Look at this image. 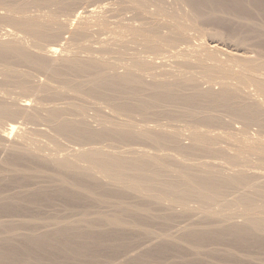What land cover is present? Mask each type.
<instances>
[{
	"label": "bare ground",
	"instance_id": "1",
	"mask_svg": "<svg viewBox=\"0 0 264 264\" xmlns=\"http://www.w3.org/2000/svg\"><path fill=\"white\" fill-rule=\"evenodd\" d=\"M0 19V264L264 252V140L240 130L264 128V0H0ZM236 123L229 154L206 128Z\"/></svg>",
	"mask_w": 264,
	"mask_h": 264
},
{
	"label": "rangeland",
	"instance_id": "2",
	"mask_svg": "<svg viewBox=\"0 0 264 264\" xmlns=\"http://www.w3.org/2000/svg\"><path fill=\"white\" fill-rule=\"evenodd\" d=\"M255 14V13H254ZM258 14V13H257ZM256 14V15H257ZM227 15V14H226ZM226 15H225V18H224V15H222L223 16V18H224V20L225 19H227L228 18V15H227V17H226ZM235 16V15H234ZM233 15L231 16V14H230V16H229V19H228V22L229 23H227L226 25H228L229 27H233V26H235V25H232V24H236L238 27L239 26H241L240 24H242V20L240 19V18H238V20L240 21L241 20V22L239 23L238 22V24L235 22V21H238L237 20V18L236 17H234ZM234 17V19L232 20V22L230 21V19L231 18H233ZM236 18V19H235ZM227 21V20H226ZM230 22L232 23V24H230ZM243 22H245L244 20H243ZM232 25V26H231ZM228 26H223L222 28L224 29V31L223 30H221V34H220V36H223L222 34L225 32V34H224V36H225V38H223V39H225L226 40V42H229L230 40H232L231 38L230 39H226V36H227V33L226 32H228L227 31V29H228ZM236 26V27H237ZM8 27V24L5 22V21H3L2 19H0V33H3L4 31H5V28H7ZM211 27L213 28L212 30H211ZM207 28H209V30H208V32L211 30V32H209V33H207L208 35L210 34H212V33H216L219 29H218V27H216V25L215 24H213V26H212V24H210L209 25V27L207 26ZM221 28V29H222ZM225 28H227V29H225ZM215 29V30H214ZM223 31V32H222ZM218 33V32H217ZM239 33V32H238ZM240 33H242V32H240ZM245 34V33H244ZM243 34V36H245V35H249V34H245L244 35ZM231 35V34H230ZM234 36H236V37H238L237 36V34H233ZM242 35V34H241ZM223 36V37H224ZM229 36V35H228ZM227 36V37H228ZM250 36V38H251V35H249ZM248 36V37H249ZM99 37H101V35L99 36ZM230 37V36H229ZM102 38V37H101ZM235 39V38H234ZM210 41V40H209ZM208 41V42H209ZM224 41V40H223ZM225 42V41H224ZM225 42V43H226ZM43 44H48L47 42H44ZM229 44V43H228ZM67 45V44H66ZM65 45V46H66ZM99 46V44H95V46ZM230 45H233V44H230ZM221 46H223V45H221ZM181 56V54H178L177 56ZM176 56V58L175 57H172L171 59H170V61H168V66H163V67H165L164 69H161V68H163V67H159V68H156L155 70H157V69H159L160 71L161 70H165L166 68H167V70H168V68L170 69L171 67H169V66H173V68L172 69H174V68H179L180 67V65H178L179 64V62L180 61H183V59H178V58H180V57H177ZM181 57H183V56H181ZM190 57H192V56H190ZM173 58H175V59H177V60H173ZM178 60H180L179 62H178V64L176 63L175 65H173V61H175V62H177ZM18 69H25V65H22V66H18ZM28 70H30L32 73H33V75L34 76H38L39 74L37 73V72H35L34 70H32V69H30V68H28ZM159 70H157V71H159ZM206 85V86H205ZM210 84L208 83V86H209ZM215 85V84H214ZM214 85H212V86H214ZM218 84H216V86H214V87H218L217 86ZM207 86V84H204L203 85V87H208ZM163 121H166L165 119L163 120V119H161V122H163ZM154 123V122H153ZM237 125V128H236V130H235V126ZM239 125H241L240 123L239 124H235V126L231 129V128H206L207 130L206 131H208L209 130V132L208 133H210V131H211V134L213 135L214 134V136H215V133H217V136H218V138H223V139H218V141L219 142H217L218 144H219V146H220V148H219V146H218V144L216 145L219 149H223L224 147H226V148H224V149H226V151L229 153V152H235V148L237 147V141H235L234 139H231L228 135H229V133H231V134H237V135H239L238 133H240L241 131H244V132H246V133H242L241 132V134H245V136L246 135H248L249 136V139H250V137L251 138H253L252 140L253 141H255L256 140V138L254 139V137H257V138H259L260 139V137H264V128H260V127H258V126H251V128H238V126ZM240 127V126H239ZM173 129V128H172ZM176 129V134H178V137H179V134H180V132H181V135H180V137H179V140H181L182 141V143H189L190 141V139L188 138V137H186V139L184 138L185 137V135L187 136V135H190V134H188V133H190L191 131V129H189V128H184V127H182V129L181 128H174V130ZM193 129V128H192ZM223 129V130H222ZM241 131H240V130ZM263 129V130H262ZM179 130V131H178ZM182 130H184V132L182 131ZM205 130V129H204ZM215 130V131H214ZM219 130V131H218ZM233 130H235V131H233ZM261 130V131H260ZM232 131H233V133H232ZM238 131H240V132H238ZM248 131V132H247ZM254 131V132H253ZM263 131V132H262ZM179 132V133H178ZM226 132V133H225ZM238 132V133H237ZM261 132V133H260ZM183 133V134H182ZM221 133H223V134H221ZM249 133V134H248ZM259 133H260V135H259ZM220 134V135H219ZM225 134V135H224ZM228 134V135H227ZM256 134H258V136L256 135ZM184 135V137L183 138H181L182 136ZM221 135H223V136H221ZM250 135H252V136H250ZM254 135V136H253ZM216 136V137H217ZM260 136V137H259ZM225 137V138H224ZM228 137H229V139H228ZM261 138V140L263 139L264 140V138ZM188 138V139H187ZM248 138V137H247ZM259 139H257V140H259ZM184 140H185V142H184ZM224 140V141H223ZM228 141V142H226V141ZM231 140V141H230ZM233 140V141H232ZM235 141V142H234ZM224 142V144H222ZM226 142V143H225ZM186 143V144H187ZM236 143V144H235ZM231 144V145H230ZM227 145H230L229 147H227ZM235 145V146H234ZM222 146V147H221ZM144 147V146H143ZM235 147V148H234ZM147 149H149L150 150V148H147ZM221 149V150H222ZM230 149V150H229ZM233 149V150H232ZM229 150V151H228ZM150 151H152V149L150 150ZM225 151V150H224ZM225 151V152H226ZM231 153H229V154H231ZM206 159V158H205ZM207 160H210V161H212L213 159H207ZM219 161L218 163H220V161L222 162V160H219V159H214V163H217L216 161ZM252 160H254V161H256L255 160V156L253 157V159ZM255 164V163H254ZM225 165V164H224ZM254 170H252V172L253 171H255V172H262V173H264V169H259L258 168V170L256 169V168H253ZM196 218V217H195ZM227 245V248H228V251H226L227 250V248L226 247H224V246H226ZM226 245H224V244H222V245H218V246H216L218 249V251L220 252V254L218 255V259L216 260V261H214L215 263H217V264H225V260L223 259V256H225V255H227V253H229L230 252V254H232L233 255V252L234 251H236V253H234L235 255H233V256H235V259H236V261H234V263L233 264H236V262H237V264L238 263H240V264H247V262H248V264H262L261 262H264L263 260H264V252L262 253V252H259V251H261V250H259V249H257V248H249V249H243V250H236V248L234 249V247L232 246L231 247V245L228 243V244H226ZM229 246V247H228ZM223 248H224V250H223ZM226 248V249H225ZM231 248V249H230ZM230 249V250H229ZM223 252H221V251ZM233 250V251H232ZM258 250V251H257ZM224 251H225V253H224ZM241 251H242V253H241ZM247 251H248V253H247ZM250 251V252H249ZM255 251V252H254ZM240 252V253H239ZM239 253V254H238ZM244 253V254H243ZM251 253V254H250ZM223 254H225V255H223ZM240 254H242V255H240ZM247 254V255H246ZM223 255V256H222ZM238 255H239V257H238ZM246 255V256H245ZM249 255H251V256H249ZM216 256V255H215ZM220 256H221V258H220ZM247 256H248V258H247ZM253 256H254V258H253ZM237 257H238V259H237ZM241 257H242V259H241ZM250 257V258H249ZM245 258H246V260H245ZM253 258V259H252ZM257 259V260H256ZM170 260H171V258H170ZM172 260H174V258H172ZM171 260V261H172ZM176 260V259H175ZM246 262H245V261ZM238 261H240V262H238ZM243 261V262H242ZM251 261V262H250ZM231 262L229 261V264H230Z\"/></svg>",
	"mask_w": 264,
	"mask_h": 264
}]
</instances>
